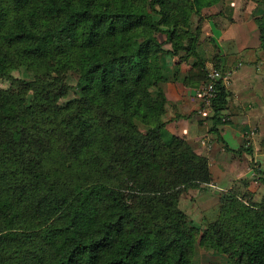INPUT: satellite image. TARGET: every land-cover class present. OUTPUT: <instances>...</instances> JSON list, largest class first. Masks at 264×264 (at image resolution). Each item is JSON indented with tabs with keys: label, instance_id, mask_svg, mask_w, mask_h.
I'll return each mask as SVG.
<instances>
[{
	"label": "trees",
	"instance_id": "obj_1",
	"mask_svg": "<svg viewBox=\"0 0 264 264\" xmlns=\"http://www.w3.org/2000/svg\"><path fill=\"white\" fill-rule=\"evenodd\" d=\"M222 1L0 0V264H196L197 244L264 264V200L228 189L204 230L189 221L182 195L214 176L165 119V58L208 81L193 18ZM68 73L79 95L62 103ZM218 89L215 125L231 106Z\"/></svg>",
	"mask_w": 264,
	"mask_h": 264
},
{
	"label": "crops",
	"instance_id": "obj_2",
	"mask_svg": "<svg viewBox=\"0 0 264 264\" xmlns=\"http://www.w3.org/2000/svg\"><path fill=\"white\" fill-rule=\"evenodd\" d=\"M226 1L216 6L225 5ZM222 25L215 28L220 38L217 43V37L211 36L213 45L218 46L213 47L208 55L213 54V60L216 58L215 61L221 69L230 74V80L225 86L228 91L227 100L231 106L222 111L221 121L215 125L212 118L213 108L210 112L202 113L201 91L199 93L197 87L201 76L194 79L196 83L194 80L188 81L194 63L192 58L176 66L174 60L166 56L168 71L164 89L168 112L165 119L171 133L187 139L196 152L208 157L217 182H231L250 177V157L251 162L254 157L264 159V152H261L264 142V50L261 48L256 23L254 27L249 26L246 32L241 29L239 33H234L229 27L225 29ZM232 40L236 45H223L224 42ZM226 50L237 52L227 53ZM199 53L205 57L203 50ZM209 64L210 61L207 66ZM257 108L262 112L255 114L253 118L252 110ZM200 123L203 125V131L200 129ZM214 127L217 132L212 130ZM226 145L231 151L225 149ZM243 147L251 148V154L240 151ZM217 182H213L208 188L197 190L204 189L206 192V189L221 186ZM229 184L228 187L231 188V183ZM228 187L219 189L226 191Z\"/></svg>",
	"mask_w": 264,
	"mask_h": 264
},
{
	"label": "rangeland",
	"instance_id": "obj_3",
	"mask_svg": "<svg viewBox=\"0 0 264 264\" xmlns=\"http://www.w3.org/2000/svg\"><path fill=\"white\" fill-rule=\"evenodd\" d=\"M264 15V5L261 2H256L252 0H227L225 5L214 6L212 8L204 9L202 13V17L194 16L193 18V29H195L198 25H200L199 34V48L203 50L205 53L204 59H209L210 67H214L219 69L222 72L228 73L227 71H223L221 67L216 64V61L213 60V54L208 55V52L212 50L215 46L212 43L213 38L211 36L217 37L216 43L220 38L217 36L218 34L215 31V28H218L219 25L224 26L225 29L229 27L234 33H239V30H249V26L254 27L257 17ZM255 21V22H254ZM224 29V30H225ZM160 38L164 39L165 36L161 35ZM207 47L209 49H207ZM199 50V51H200ZM212 52V51H211ZM208 55V56H207ZM195 64L196 59L192 58ZM15 75L22 78H33V74L25 68H21L15 72ZM77 75L73 73H68L67 82L72 85V89L70 91L69 97L62 101L66 102L67 100L75 99L79 95V90L77 89ZM207 80L205 78L199 80L198 89L199 93L202 92V87L205 86ZM8 83L3 79H0V88H7ZM201 94V93H200ZM202 97V96H201ZM32 98V95L29 96ZM255 160V161H254ZM264 159H253L251 162L250 157V173L248 178L242 180H231L229 181H221L217 182L214 179V182L221 184V188L228 187L231 183V188H227L231 191H234L235 194L242 200L248 201L250 203H258L264 200ZM219 187L212 188L210 190L206 189H194L189 188L181 197L180 206L186 211L189 217V221L193 223L195 226L204 230V211L213 207L220 200V196L223 190H220ZM196 264H232L229 258L225 255L219 254L216 251L212 250H204L197 244V254L195 255Z\"/></svg>",
	"mask_w": 264,
	"mask_h": 264
},
{
	"label": "built area",
	"instance_id": "obj_4",
	"mask_svg": "<svg viewBox=\"0 0 264 264\" xmlns=\"http://www.w3.org/2000/svg\"><path fill=\"white\" fill-rule=\"evenodd\" d=\"M230 80V74L224 73L217 68L211 67L208 69V81L202 87V113L212 110L214 101L218 98L219 89L218 83L221 81L224 85Z\"/></svg>",
	"mask_w": 264,
	"mask_h": 264
},
{
	"label": "bare ground",
	"instance_id": "obj_5",
	"mask_svg": "<svg viewBox=\"0 0 264 264\" xmlns=\"http://www.w3.org/2000/svg\"><path fill=\"white\" fill-rule=\"evenodd\" d=\"M207 83V82H206ZM225 120V119H224Z\"/></svg>",
	"mask_w": 264,
	"mask_h": 264
}]
</instances>
